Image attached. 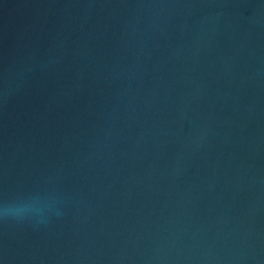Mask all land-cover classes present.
<instances>
[{
    "label": "water",
    "instance_id": "water-1",
    "mask_svg": "<svg viewBox=\"0 0 264 264\" xmlns=\"http://www.w3.org/2000/svg\"><path fill=\"white\" fill-rule=\"evenodd\" d=\"M7 205L0 264H264V0H0Z\"/></svg>",
    "mask_w": 264,
    "mask_h": 264
},
{
    "label": "clouds",
    "instance_id": "clouds-1",
    "mask_svg": "<svg viewBox=\"0 0 264 264\" xmlns=\"http://www.w3.org/2000/svg\"><path fill=\"white\" fill-rule=\"evenodd\" d=\"M25 211V209L19 205L17 206H12V205H7L4 206L2 209H0V215L9 217L14 220H21L23 219L22 213ZM46 218H41L37 219V222L43 223L45 222Z\"/></svg>",
    "mask_w": 264,
    "mask_h": 264
}]
</instances>
